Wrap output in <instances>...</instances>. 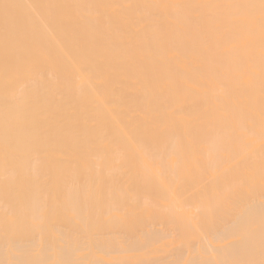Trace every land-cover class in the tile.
I'll list each match as a JSON object with an SVG mask.
<instances>
[{
  "label": "bare ground",
  "instance_id": "1",
  "mask_svg": "<svg viewBox=\"0 0 264 264\" xmlns=\"http://www.w3.org/2000/svg\"><path fill=\"white\" fill-rule=\"evenodd\" d=\"M0 264H264V0H0Z\"/></svg>",
  "mask_w": 264,
  "mask_h": 264
}]
</instances>
